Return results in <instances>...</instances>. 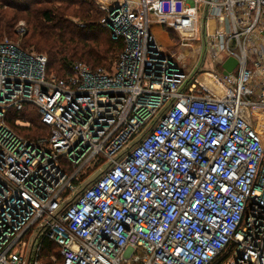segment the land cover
Listing matches in <instances>:
<instances>
[{
	"label": "built area",
	"instance_id": "1",
	"mask_svg": "<svg viewBox=\"0 0 264 264\" xmlns=\"http://www.w3.org/2000/svg\"><path fill=\"white\" fill-rule=\"evenodd\" d=\"M92 2L110 69L0 41V264H264V0Z\"/></svg>",
	"mask_w": 264,
	"mask_h": 264
},
{
	"label": "trees",
	"instance_id": "2",
	"mask_svg": "<svg viewBox=\"0 0 264 264\" xmlns=\"http://www.w3.org/2000/svg\"><path fill=\"white\" fill-rule=\"evenodd\" d=\"M102 18L103 13L92 0H0V41L19 40L17 27L24 22L27 33L21 48L46 55L48 75L65 77L76 62L93 70L110 69L125 42L113 40L102 26ZM174 35L171 33V38H176ZM19 119L28 125L16 128L23 137L47 135L48 128L35 109H26Z\"/></svg>",
	"mask_w": 264,
	"mask_h": 264
},
{
	"label": "rangeland",
	"instance_id": "3",
	"mask_svg": "<svg viewBox=\"0 0 264 264\" xmlns=\"http://www.w3.org/2000/svg\"><path fill=\"white\" fill-rule=\"evenodd\" d=\"M155 34L157 35L158 40L161 42V44H163V48L165 50V52L167 54H176V56H182L184 57V49H182L181 47L179 48V44H178V40L176 35H174L176 38H171V41L168 40V35L166 32H164V30L161 29H156L155 30ZM13 42H19L18 40H11ZM21 47V46H20ZM28 51V50H27ZM33 52V51H32ZM34 53L39 54L37 52L34 51ZM191 58H187L186 62L190 63ZM218 62V61H217ZM189 65V64H188ZM208 70H212L211 65L209 64L207 66Z\"/></svg>",
	"mask_w": 264,
	"mask_h": 264
},
{
	"label": "water",
	"instance_id": "4",
	"mask_svg": "<svg viewBox=\"0 0 264 264\" xmlns=\"http://www.w3.org/2000/svg\"><path fill=\"white\" fill-rule=\"evenodd\" d=\"M237 65H238V62L233 57H231L228 60H226L222 64V68L224 70V75H228L229 73L233 72Z\"/></svg>",
	"mask_w": 264,
	"mask_h": 264
},
{
	"label": "bare ground",
	"instance_id": "5",
	"mask_svg": "<svg viewBox=\"0 0 264 264\" xmlns=\"http://www.w3.org/2000/svg\"><path fill=\"white\" fill-rule=\"evenodd\" d=\"M207 78H208V77H207L206 75H203V76L201 77V80H203L204 82H207V81H208Z\"/></svg>",
	"mask_w": 264,
	"mask_h": 264
}]
</instances>
